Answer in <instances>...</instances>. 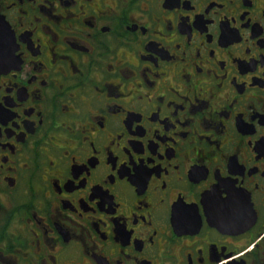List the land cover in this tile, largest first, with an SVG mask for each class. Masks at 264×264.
Segmentation results:
<instances>
[{"label": "flooded vegetation", "instance_id": "flooded-vegetation-1", "mask_svg": "<svg viewBox=\"0 0 264 264\" xmlns=\"http://www.w3.org/2000/svg\"><path fill=\"white\" fill-rule=\"evenodd\" d=\"M0 24V264H264V0Z\"/></svg>", "mask_w": 264, "mask_h": 264}, {"label": "water", "instance_id": "water-1", "mask_svg": "<svg viewBox=\"0 0 264 264\" xmlns=\"http://www.w3.org/2000/svg\"><path fill=\"white\" fill-rule=\"evenodd\" d=\"M0 27H1V24H0Z\"/></svg>", "mask_w": 264, "mask_h": 264}]
</instances>
